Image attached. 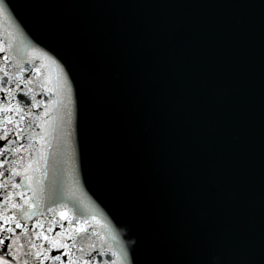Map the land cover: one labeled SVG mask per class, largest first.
<instances>
[{
  "label": "water",
  "instance_id": "95a60500",
  "mask_svg": "<svg viewBox=\"0 0 264 264\" xmlns=\"http://www.w3.org/2000/svg\"><path fill=\"white\" fill-rule=\"evenodd\" d=\"M0 264H37L23 228L1 180Z\"/></svg>",
  "mask_w": 264,
  "mask_h": 264
},
{
  "label": "snow or ice",
  "instance_id": "6c2138e0",
  "mask_svg": "<svg viewBox=\"0 0 264 264\" xmlns=\"http://www.w3.org/2000/svg\"><path fill=\"white\" fill-rule=\"evenodd\" d=\"M0 154H2V153H0ZM56 259H59V257H56Z\"/></svg>",
  "mask_w": 264,
  "mask_h": 264
}]
</instances>
